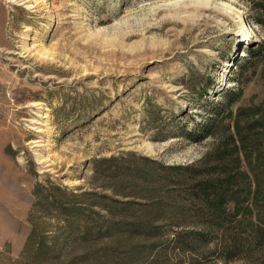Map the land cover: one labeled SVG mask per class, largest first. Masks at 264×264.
<instances>
[{"label":"rangeland","instance_id":"374dc122","mask_svg":"<svg viewBox=\"0 0 264 264\" xmlns=\"http://www.w3.org/2000/svg\"><path fill=\"white\" fill-rule=\"evenodd\" d=\"M262 20L264 0H0V264H264L253 228L107 229L147 203L141 158L205 168L233 135L264 227Z\"/></svg>","mask_w":264,"mask_h":264},{"label":"trees","instance_id":"16d2710c","mask_svg":"<svg viewBox=\"0 0 264 264\" xmlns=\"http://www.w3.org/2000/svg\"><path fill=\"white\" fill-rule=\"evenodd\" d=\"M257 24L262 26L264 22L263 20L257 21ZM249 25L254 24L249 23ZM211 126L210 124H204L201 127L197 125L200 129L187 133L188 139L196 143L205 141L211 135ZM198 134L201 135L198 136ZM244 145L246 146L244 137L233 135L231 148H225L218 157L211 156L206 161L205 168L199 166L169 167L161 162L141 158V168L148 162L150 170L137 168L131 173V177L135 182L145 186L142 191L137 189L134 196L141 197L147 203H138L141 215L131 219L125 217L120 225L115 223L110 225L107 228L109 229L108 234H116L114 231L130 235L140 233L145 238H152L159 233L155 224L162 220H177L181 223L193 220L204 222L210 233L225 229L222 236L224 238L229 236L234 242L237 227L245 231L248 230L247 228H253L256 232L253 236L264 243V227L255 225L251 219L246 217L249 214L246 207L252 206L256 197L252 198L253 181L247 173L246 161L242 158L243 149L241 147H245ZM128 155L131 156H128L130 159L114 157L100 160L96 163V169L102 165H114L118 161H132L138 166L139 161L135 159L138 157L132 153ZM147 208L153 211L148 212ZM115 209L111 208L109 211L113 212ZM231 222L235 223L229 225ZM185 236H187L186 233H179L175 239L184 243Z\"/></svg>","mask_w":264,"mask_h":264},{"label":"bare ground","instance_id":"6f19581e","mask_svg":"<svg viewBox=\"0 0 264 264\" xmlns=\"http://www.w3.org/2000/svg\"><path fill=\"white\" fill-rule=\"evenodd\" d=\"M238 24H240V22ZM247 36H250L251 37V35H247ZM247 36H244V37H247ZM247 39H250V38H247ZM247 39H244V40H247Z\"/></svg>","mask_w":264,"mask_h":264}]
</instances>
